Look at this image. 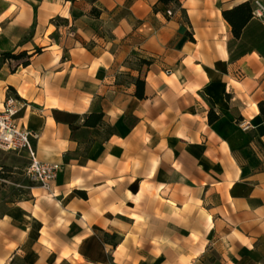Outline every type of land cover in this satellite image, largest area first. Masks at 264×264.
<instances>
[{"label":"crops","instance_id":"obj_1","mask_svg":"<svg viewBox=\"0 0 264 264\" xmlns=\"http://www.w3.org/2000/svg\"><path fill=\"white\" fill-rule=\"evenodd\" d=\"M177 2L0 0V106L61 166L45 192L0 152V264H264V0Z\"/></svg>","mask_w":264,"mask_h":264},{"label":"built area","instance_id":"obj_2","mask_svg":"<svg viewBox=\"0 0 264 264\" xmlns=\"http://www.w3.org/2000/svg\"><path fill=\"white\" fill-rule=\"evenodd\" d=\"M171 16V12H167ZM258 17L264 16V8L260 7ZM25 106V103L14 96L7 94L0 106V152L21 153L25 152L28 157V164L24 169L25 178L32 184L38 186L45 192H50L51 185L56 181L61 166L58 164L43 163L37 159L36 152L32 146L31 139L36 135L20 128L15 118ZM243 130L250 129V124L240 122ZM4 170L0 165V175ZM1 180V178H0Z\"/></svg>","mask_w":264,"mask_h":264},{"label":"trees","instance_id":"obj_3","mask_svg":"<svg viewBox=\"0 0 264 264\" xmlns=\"http://www.w3.org/2000/svg\"><path fill=\"white\" fill-rule=\"evenodd\" d=\"M95 1V0H91ZM160 3L167 5L169 3H172L174 5H178L177 0H160ZM92 13H95V10L92 11ZM98 15V13H97ZM223 19L228 23V25L231 28V33L234 38L238 39L242 33L243 28L248 23V21L252 17V9L249 5V3H243L240 4L231 10H226L222 12ZM31 35V33H30ZM40 49H36L35 53H39ZM2 58L8 61H13L15 63V66L12 68V71H14L17 67H26L29 62L32 54H28L26 51H21L16 54L14 53H3L1 54ZM138 64L140 66H149L150 62L146 60H139ZM134 85H135V92L134 96L142 100L144 99V78H141L138 76L134 79ZM264 111V110H262ZM102 115H90L86 119H84V125H95V121L101 120ZM219 116L214 112L213 108H210L208 111V123L212 124L215 121H217ZM90 119H94L95 121H89ZM78 195H80L82 198H85V194L83 192H76Z\"/></svg>","mask_w":264,"mask_h":264}]
</instances>
